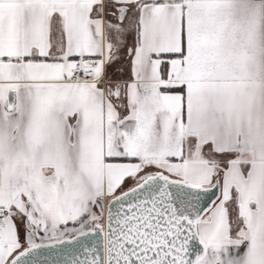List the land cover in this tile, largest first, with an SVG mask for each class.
Wrapping results in <instances>:
<instances>
[{
	"label": "snow or ice",
	"instance_id": "obj_1",
	"mask_svg": "<svg viewBox=\"0 0 264 264\" xmlns=\"http://www.w3.org/2000/svg\"><path fill=\"white\" fill-rule=\"evenodd\" d=\"M0 264H264V0H0Z\"/></svg>",
	"mask_w": 264,
	"mask_h": 264
}]
</instances>
